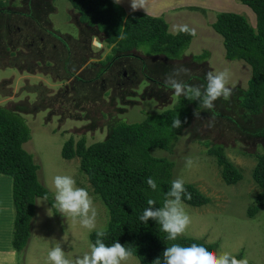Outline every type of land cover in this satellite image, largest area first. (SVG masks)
Returning a JSON list of instances; mask_svg holds the SVG:
<instances>
[{"label": "rangeland", "instance_id": "374dc122", "mask_svg": "<svg viewBox=\"0 0 264 264\" xmlns=\"http://www.w3.org/2000/svg\"><path fill=\"white\" fill-rule=\"evenodd\" d=\"M116 1L126 12H134L131 0ZM193 1L202 4L190 11V7L197 8ZM217 1L226 12L255 23L254 14L239 0ZM0 4V107L22 118L29 128L31 138L23 148L32 155L39 167L38 180L54 199L56 175H71L78 187L88 190L98 213L97 228L92 231L106 229L108 209L92 192L79 159L62 158L64 143L70 137H85L87 145L103 141L115 121L140 122L147 113L171 109L178 97L165 87L164 79L174 67L189 68L190 74L183 79L192 85H206L208 71L230 69L233 95L216 101L214 111L197 112L198 118L194 116L180 133L171 153L156 149L152 154L171 160L173 178H183L210 199L198 208L185 204L192 220L185 237L246 257L249 264H264V207L254 217L247 215L259 192L251 174L256 156L264 152V139L254 136L257 129L264 128V109L261 115L251 116L239 106L251 70L242 61L225 59L222 38L211 27L217 14L215 0H150L147 11L137 10L163 17L169 32L175 24L195 28L197 35L179 60L136 50L117 60L113 55L108 62L110 47L103 36L81 24L67 0H0ZM203 51L209 53L208 58L195 62L193 57ZM205 142L224 148L243 175L239 183L222 181ZM187 156L196 160L191 169L185 167ZM32 223L25 249L0 254V264H49L48 253L57 244L73 261L90 251L92 231L59 210L54 215L43 199L36 200ZM7 229L6 221L0 223V232L5 234ZM131 264H139L137 258Z\"/></svg>", "mask_w": 264, "mask_h": 264}, {"label": "trees", "instance_id": "16d2710c", "mask_svg": "<svg viewBox=\"0 0 264 264\" xmlns=\"http://www.w3.org/2000/svg\"><path fill=\"white\" fill-rule=\"evenodd\" d=\"M78 13L79 22L95 28L110 47L106 62L140 50L148 56H162L168 60H179L190 46L194 37L186 34H171L169 24L163 17L134 11L126 13L116 0H67ZM254 14L251 24L245 16L221 11L217 12L211 24L213 31L221 36L227 61H242L250 67L247 88L240 98V108L251 116H259L264 109V0H239ZM2 5V4H0ZM198 8L190 7V11ZM119 35L124 38L121 39ZM209 53L193 57L202 62ZM103 65V64H102ZM103 72V70H102ZM204 108L197 101L178 97L171 109L159 114L147 113L144 120L135 123L115 121L103 141L87 145L86 138L75 140L70 137L61 149L64 160L79 159V168L86 175L92 192L100 197L108 209L109 220L104 242L111 245L116 241L134 253L139 264H153L161 258L166 247L173 243L189 246L204 243L217 250L215 244L181 236L169 241L167 234L153 220L144 223L140 216L149 197L160 207L165 194L174 180L175 164L166 157L152 154L156 149L172 152L180 133L190 125L195 112ZM182 121L180 129L170 127L173 118ZM24 120L9 110L0 107V174L12 178L14 225L12 247L21 252L28 244L31 224L36 214V200L47 202L54 215L58 214L52 193L38 180L39 167L23 145L31 138ZM254 136L264 139V128L257 129ZM207 154L213 156L220 168L222 181L235 185L243 179L242 173L229 161L220 145L203 143ZM251 177L259 188L254 205L247 209L248 217H254L264 207V152L256 156ZM156 180L157 190L153 191L147 179ZM191 199L184 198V204L202 207L210 199L195 186L185 184ZM96 231L89 234L94 244ZM241 259L239 255H235Z\"/></svg>", "mask_w": 264, "mask_h": 264}, {"label": "clouds", "instance_id": "9594fccd", "mask_svg": "<svg viewBox=\"0 0 264 264\" xmlns=\"http://www.w3.org/2000/svg\"><path fill=\"white\" fill-rule=\"evenodd\" d=\"M150 0H131V9L148 10ZM175 35L181 33L195 37V28L188 24H175L170 29ZM121 39L124 37L119 35ZM185 54H187L185 52ZM190 69L181 65L174 67L164 79V85L173 90L176 97H184L189 101H197L199 106L210 111H214L215 102L223 98L228 100L233 95V89L229 86L231 71L225 68L221 71H208L206 73V85H192L186 83L183 76L190 74ZM198 118L197 112L194 113ZM173 129H180L182 121L179 117L173 118L171 125ZM196 165V160L185 157V167L191 169ZM183 178L174 179L170 184V189L165 194L162 206H156V200L149 197L147 205L140 216V220L148 223L149 220L156 221L160 225V230L167 234L169 241H176L184 236L190 225L191 217L186 212L184 198L191 199L185 187ZM148 186L157 190L156 180L152 177L147 179ZM55 189V207L65 217L78 219L80 225L89 231L97 228V209L90 193L86 188L78 187L76 180L71 175H56L53 178ZM97 239L91 245L90 251L82 256L70 260L60 244L53 247L48 253L49 264H131L134 253L128 247L116 241L111 245L104 242L106 232L96 231ZM163 264H249L248 259H238L228 251H217L210 249L204 243H192L183 246L173 243L166 247L162 253ZM153 264H161V258H157Z\"/></svg>", "mask_w": 264, "mask_h": 264}, {"label": "crops", "instance_id": "0c3cea01", "mask_svg": "<svg viewBox=\"0 0 264 264\" xmlns=\"http://www.w3.org/2000/svg\"><path fill=\"white\" fill-rule=\"evenodd\" d=\"M193 3L196 6V5L202 4V1H200L199 4H196L194 1H193ZM205 6L206 5H203L202 8H204ZM220 6H221L220 3L217 0H215L216 12L225 11V8L220 7ZM122 7L125 10V7L124 6H122ZM196 7L200 8L198 6H196ZM126 13H128V12H126ZM5 215H6V217H4ZM14 216H15V212H14L13 197H12V178L9 176L0 174V223L3 224L6 221L8 224L7 232H5V234L0 232L1 233L0 234V254L6 253L9 255H12V254H14V252H16V251H14V249L12 247ZM32 224H31V227H32ZM23 264H25V263H23Z\"/></svg>", "mask_w": 264, "mask_h": 264}]
</instances>
